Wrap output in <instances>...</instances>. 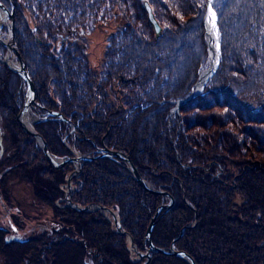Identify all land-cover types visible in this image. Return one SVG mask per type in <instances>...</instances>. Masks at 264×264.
<instances>
[{"label":"trees","instance_id":"obj_1","mask_svg":"<svg viewBox=\"0 0 264 264\" xmlns=\"http://www.w3.org/2000/svg\"><path fill=\"white\" fill-rule=\"evenodd\" d=\"M50 1L0 0L15 15L16 45L41 104L34 128L47 141L50 153L59 158L76 152L96 157L109 148L129 155L149 188L167 192L175 200L173 208L168 213L163 210L156 221L155 247L170 253L175 242V249L190 255L196 264H264V103L245 104L247 99L264 100V0L213 1L220 65L201 94L179 114H172L177 102L191 96L210 65L204 24L208 0H147L162 28L159 37L143 0H52L53 5ZM46 5L69 12V17L56 14L57 18L39 20L40 25L36 21L32 27L24 11L29 6L42 13ZM116 8L123 24L111 34L106 69L91 74L81 40L85 41L84 30L92 25L79 17L92 16L101 27L102 12ZM66 36L77 43L64 42L61 37ZM34 58L51 69L46 88L43 81L36 82L37 70L31 68ZM122 77L127 78L126 88L115 85L123 83ZM25 85L27 92L24 79L0 59L1 115L16 141L21 138L15 128L21 127L17 116L24 106ZM51 88L57 89L52 97ZM109 88L115 98L108 95ZM223 90L229 94H218ZM217 108L227 111L217 114ZM171 116L177 122L172 129L180 134L168 130ZM25 137L34 144V138ZM175 141H180L176 148ZM4 154L3 147L1 165ZM32 156L34 166L40 168L31 175L41 172L46 177L40 188L34 183L38 197L63 217L56 203L73 169L54 168L36 148ZM233 168L239 172L216 179L220 171L224 174ZM74 181V203L113 209L138 250L147 251V229L158 208L170 203L168 196L143 189L128 164L117 158L82 162V172ZM238 197L243 199L241 204ZM68 209L66 225L44 226L42 233L19 248H11L18 242L0 233L1 254L8 255L10 263L13 257L15 264H138L132 261L128 238L119 235L101 211ZM151 255L150 264H191L154 250Z\"/></svg>","mask_w":264,"mask_h":264},{"label":"rangeland","instance_id":"obj_2","mask_svg":"<svg viewBox=\"0 0 264 264\" xmlns=\"http://www.w3.org/2000/svg\"><path fill=\"white\" fill-rule=\"evenodd\" d=\"M49 4L53 5L55 3L51 0ZM48 7L49 6L46 5L45 11L42 13H37L36 11L29 8V6H28V9H26L24 11V13H25L26 17L28 18V20L30 21V24L32 27L36 23V21L38 22V24L37 23L36 24L40 25V21H42L45 18L53 19V15H54V19L57 18V17H55L56 14L58 15V17L60 15H64L66 17H69V14H70L69 12H67V13L65 11L59 12L62 10H58L57 8H54V9L50 8L51 9L50 10V9H48ZM59 8L63 9L62 7H59ZM117 11H118V8H116L113 12H110V13L104 14V12H102L103 15L101 14L99 16L100 20H102L101 22H103V26H101V27H98L97 23L94 21V19H96V18L90 16L89 14H85V16L86 15L90 16L88 18L87 17H79L80 20L83 21L84 23H86L87 25H92L91 29L89 27L86 30H84L85 34L82 37L85 39L86 42L81 40V44L84 42L86 45V49H84V50H85L87 57H88L89 70L91 71V74H102V72L104 71L105 51H106L107 47L110 45L111 34L117 32L118 27H120V24H123V20L121 18L122 15L120 14L118 17L115 14ZM79 16H81V15H79ZM89 20H92V21H89ZM10 26H11V22L9 20H7L4 23L5 28L3 27L1 30V35L5 40L9 38ZM6 29H9V30L7 31ZM14 31H15V29H14ZM80 32H81V30H80ZM70 39L68 40L67 43H70V44L71 43L72 44L77 43L74 39L73 40H72V38H70ZM13 41H14V46L17 48L16 33H14ZM57 46H58V43L55 42L54 47H57ZM7 55H9V52L7 49L3 50V53H1V51H0V59H1L2 63H3V60L5 59V57ZM44 63H47V62L41 61V60L38 61L37 59L34 58L33 61L31 62V68H33V70H37L36 72L33 71L37 75L36 82L41 84V82L43 81L42 86L44 88H46L49 75H51V74H49L51 69L49 66L43 65ZM9 64L14 69L19 68V66H20L19 61L17 60V58H15V56L11 57ZM78 67H80L79 69H81V66H78ZM82 69H84V67ZM105 69H106V67H105ZM83 72L85 73V71H83ZM55 75L58 76V78H59V75H57L56 72H55ZM124 79H125V82H123V83L120 82L119 84H115V85H118V87H121V88H123V87L126 88L125 84L127 82V80H126L127 78L124 77ZM33 82L35 84L34 80H33ZM104 87H105V85L101 86V88H104ZM35 89H36V98H35L36 103L31 105V107H30V124H32L33 127H35V125L38 124L37 122H39V120H40V116H39L38 111H39V108L41 106L40 102L38 101V94H37L38 88L36 87V84H35ZM57 89L60 93L61 90L59 89V87ZM57 89L51 90V97L54 95V93H56ZM23 92L28 93V88H27V92H26V85L23 89ZM107 93H108V95H111L112 98L113 97L115 98V96H116L115 93H113V91H111L110 88L108 89ZM26 98H27V94H25V96H24V99H23L24 103L23 104H25ZM246 102H247V103H245L246 106L252 105V107H256V106L258 107L259 102L264 103V100L261 101L260 99H256V100L247 99ZM0 106H1V99H0ZM1 110L2 109L0 108V149L4 147V153L5 154H4L3 158L5 159V162L1 165L3 159L0 158V228L3 229V232L1 231L0 233H1V236H3V237L9 236V237L13 238L14 241L18 242V243L14 242L13 247L11 246V248L15 249V247L19 248L22 245L21 244L22 242H28L33 237L35 238V236L42 233L44 231L45 227L51 226L54 229H56L55 225H60V224L66 225V219L68 218V211H69L68 208L70 206L65 201V191L68 190L67 184L61 185L60 191L62 192L63 197H62V199H60L61 201L59 200L56 203V206L59 208V212L61 214H64L63 217L58 216L55 209H52L48 205V203L41 201V198L38 197V196H40V195H37L38 187L40 188V186L42 185V182H44V179L46 177H45L44 173H41V172H40V174L36 173L37 175H33V174L31 175V173L34 169L40 168V166L38 164H36V166H34V164H35L34 162H36V161H35V158L32 156V153H33V150L35 148L42 151L41 145L39 144L37 139H35L32 136H30V137L35 139V140H33V141H35L34 144L32 143V141L27 142L26 140H24V138H26L25 136L28 134H26L21 127L19 129L18 126H17V129L15 128V131L19 130L21 132L20 133L21 138L18 141H16L15 133H13L14 131L12 129L10 130L9 129L10 127L5 129V127H7V126H6V124L5 125L3 124L4 121H3V116L1 115L2 114ZM226 111L227 110L223 109V108L214 109V112L217 114L218 113L221 114V113H224ZM209 113H211V112H209ZM174 114H179V112L174 113ZM10 118H13V117L10 116ZM173 119H175V118H173L172 116H171V119H169L170 123L168 124V130L170 132L172 131L171 134H176V132H177V134H180L179 130L176 129L174 131L172 129L173 123H175V125L177 123ZM68 122H70V121L68 120ZM236 130L238 131V128ZM190 135L193 136L192 133ZM15 142H16V145H15ZM179 142L180 141H178V143L176 141L173 142L175 148L178 146L177 144H179ZM1 144H3L2 147H1ZM17 147L18 148L20 147L22 149L21 153H19L20 151L18 152ZM76 155H80V154L78 152H76L75 156ZM75 156H73V157H75ZM67 165H69L70 169H73L72 172L69 174V176H70L74 171L77 170V165L76 164H67ZM81 172H82V170H81ZM81 172L76 177H74L72 179V188L74 187V182H75L74 180L76 178H79ZM238 172H239V169L233 168V169H230V172H228V173L226 172L224 174L222 172L219 174L218 177H216V176L215 177L218 181H221V177L227 178V176L229 174H232V173L237 174ZM52 179H56V178L54 176H52ZM34 183L36 185H38V187ZM73 189H72V193L70 195L71 200H72V196L75 195V192L73 191ZM236 201L238 204H241L243 202V199L241 197H238ZM72 202H73V200H72ZM71 209H73V208H71ZM169 211H165V213H168ZM94 212L95 211L86 212V213H94ZM103 217L106 219L109 218L110 221H113L111 216L103 215ZM174 248H175V246H174ZM176 251H178V250H176ZM4 257H6V262H7L6 264L17 263L16 260L13 259V257H11V263L9 261H7L8 255L4 256V254H1V251H0V264H5L4 263V260H5ZM131 257H132V261H138V264H143L145 262V260L139 261L140 260L139 257L136 254H134L133 252H132Z\"/></svg>","mask_w":264,"mask_h":264},{"label":"water","instance_id":"obj_3","mask_svg":"<svg viewBox=\"0 0 264 264\" xmlns=\"http://www.w3.org/2000/svg\"><path fill=\"white\" fill-rule=\"evenodd\" d=\"M211 1L212 0H208L207 13H208V11L210 9L213 10L212 5L210 3ZM143 4H144V7H145V11H146V13L148 15V20H149L150 24L152 25V27L154 29L156 37H159L161 35V33H162V28H161L158 20L156 19V16H155V14L153 12V8H152V6L150 5V3L147 0H143ZM207 13H206V16H205L204 24L206 23ZM3 16H6V18H7L6 21L9 20L11 22L10 35H9V38L6 39V40L1 35V30L4 27V23L6 22L3 19ZM14 19H15L14 13L10 12V10L3 3L0 2V44L5 49H7L8 52H9V55H7L5 57V59L3 60V63L5 65H7L13 72L18 73L24 79V81L27 83V86H28L27 98H26V101H25V104H24L23 108L21 109V111H20V113H19V115L17 117V120H18L21 128L23 129V131L26 134H28L29 136H32L35 139H37V141L41 145V149H42V151L44 153V156L46 157L47 161L54 168L61 169V168L65 167L67 164H76L77 165V170L74 171L67 178V189L68 190L65 191V201L68 203V205L71 208H73L74 210H76L78 212L101 211V213L103 215L111 216L112 219H113V224L115 226L116 232L119 235L125 236V237L128 238V242L130 244V251L133 252L134 254H136L139 257L140 260H145V262L143 264H150V262L152 260L151 252L153 250L157 251L159 253L171 254V255H174L176 257H180V258H183L185 260H188V261H190L191 264H196L195 260L190 255H188L185 252L176 251L175 250V248H174L175 242L173 243V245L171 247V252L170 253L166 252L163 249H160V248H157V247L154 246L153 241H152V234H153L154 227L156 225V221H157L158 217L160 216V214H161V212L163 210L169 211V210H171L173 208V206L175 204V200L167 192L155 191V190H152L151 188H149V186L147 185L145 180L142 178L139 170L137 169V167L132 162V159H131V157L129 155H126V154H124L122 152H119V151L111 150L109 148H104L102 150V153L100 155L96 156V157H89V156H85V155H81L80 154V155H76L75 157L59 158V157H56V156H54V155H52L50 153L47 141L45 140V138L40 133H38L35 130V128L33 127L32 124H30L29 127H27L25 125V123L23 121V116L25 114V111L30 109L31 105L36 103V101H35L36 89H35V84H34L32 78H31L29 72L27 71L25 61L23 60L19 50L14 46V41H13L14 33H15V31H14V29H15V20ZM216 20H217V16H216ZM205 37H206V44L208 46H210L207 34L205 35ZM68 38H69V36H66V38L64 39V42ZM216 38H217V35H216ZM12 56H15V58H17V60L19 61V64H20L19 68H15L14 69L13 67L10 66L9 61H10ZM217 58H218V63L216 65V67H211L207 71V73L205 75L206 77L204 79L205 82L208 81V79L211 78L213 72H215L219 68V65H220L219 48L217 49ZM122 81L125 82V79L123 77H122ZM200 83H201V79H199V81L197 82L196 89L192 92L190 97H188L185 100H181V101L177 102L175 108L172 110V114L179 112L180 109L184 105H186L188 102H190L191 100L195 99L196 97H198L201 94V92L203 90V84L201 85ZM218 94H229V92L223 90V91H220ZM239 102H241V101L239 100ZM50 115L56 116V117H60L65 122H68V120L65 119L63 117V115L60 114V113L50 112ZM103 157L104 158H107V157H109V158H117V159H121V160L125 161L128 164V168L131 171V173L133 174L134 178L136 179L138 184L143 189H145L146 191H149V192H151L153 194L164 195V196H168L170 198V203L159 207L157 212H156V214H155V216L151 220V223H150V225H149V227L147 229V232H146V239H147V241L149 243V248L147 249V251L145 253H142L141 251H139L137 246H136V244H135V242H134L133 237L128 232L122 230V226H121V222H120V218L118 216V213L115 212L113 209H110V208H107V207H104V206H101V205H98V204H89L88 206L83 207V206H81L79 204L73 203L72 200H71L70 195H71L72 189H73L72 188V179L74 177H76L81 172V170H82V162L92 161V160H95V159H98V158H103ZM211 166H212V164L210 165V167ZM220 173L221 172L217 173L216 177H218ZM182 235H183V233H181L179 238H181Z\"/></svg>","mask_w":264,"mask_h":264},{"label":"bare ground","instance_id":"obj_4","mask_svg":"<svg viewBox=\"0 0 264 264\" xmlns=\"http://www.w3.org/2000/svg\"><path fill=\"white\" fill-rule=\"evenodd\" d=\"M214 0H212L210 3L212 5ZM213 10L210 9L207 13V18H206V23H205V28H206V34H207V37H208V40H209V43H210V46H208L209 50L211 51V60H210V65L209 67L204 70L199 79H201V85L203 84V88L206 84V82L204 81L205 79V75L207 73V71L211 68V67H216L217 63H218V58H217V49L219 48V41H218V37L216 38V23H217V20H216V15H214L213 17ZM215 14V13H214ZM3 19L6 21V16H3ZM211 21V22H210ZM213 23L215 24V29L213 28ZM198 79V81H199ZM209 80V79H208ZM197 81V82H198ZM197 85V83H196ZM195 89H196V86H195ZM23 121L25 123V125L27 127H29L30 125V109L26 110L25 111V114L23 116Z\"/></svg>","mask_w":264,"mask_h":264},{"label":"snow or ice","instance_id":"obj_5","mask_svg":"<svg viewBox=\"0 0 264 264\" xmlns=\"http://www.w3.org/2000/svg\"><path fill=\"white\" fill-rule=\"evenodd\" d=\"M214 13H213V17H214ZM211 22V21H210ZM213 28L215 29V24L213 23ZM217 35H218V30H217Z\"/></svg>","mask_w":264,"mask_h":264},{"label":"flooded vegetation","instance_id":"obj_6","mask_svg":"<svg viewBox=\"0 0 264 264\" xmlns=\"http://www.w3.org/2000/svg\"><path fill=\"white\" fill-rule=\"evenodd\" d=\"M65 38H66V37H61V39H63V40H64ZM67 40H68V39H67Z\"/></svg>","mask_w":264,"mask_h":264}]
</instances>
